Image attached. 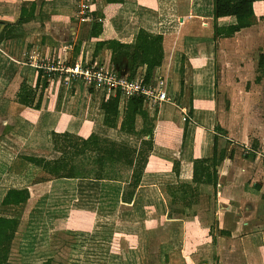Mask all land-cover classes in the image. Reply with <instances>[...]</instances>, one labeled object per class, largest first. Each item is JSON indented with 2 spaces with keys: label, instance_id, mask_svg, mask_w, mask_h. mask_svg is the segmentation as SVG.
<instances>
[{
  "label": "crops",
  "instance_id": "1",
  "mask_svg": "<svg viewBox=\"0 0 264 264\" xmlns=\"http://www.w3.org/2000/svg\"><path fill=\"white\" fill-rule=\"evenodd\" d=\"M260 3L264 4V0L254 3L255 16L257 14L255 7ZM32 4L34 5L32 16L24 15V22L17 24L21 15L20 8L25 7V12L29 13V7ZM76 8L75 0H0V33L7 29L11 35L0 42V104L3 106L12 103L14 108L21 110L9 132H5V126L6 124L12 125V122L9 123V119H5V114L0 112V122H2L0 124V153L3 150L8 152L12 150L11 166L9 160L4 162L5 175H0V216L2 217L19 219L17 215L13 216L8 213L9 210L19 205H1V200L9 189L28 188L24 184L25 164L33 165L18 157V152L22 150L25 142L33 146L36 144L45 146L47 131H67L79 135L75 133L76 129L68 128V125L78 119H84V121L90 120L91 126L86 125L87 130L83 133L84 135L80 136L86 137L93 133L120 145L133 149L139 148L140 137L119 130L121 118L117 128H110L103 124V111L99 108L103 92L97 89L89 91V86L83 81L75 80L66 85L61 77L55 75L43 91L40 108L34 109L17 101V94L23 82L28 86H35L38 62L53 59H59L65 63L91 61L95 42L88 40L80 44V34L87 23L101 20L102 1L95 0L92 4L91 11L87 15L92 16L93 20H84L82 30L73 24L77 21ZM234 22L235 18L229 16L217 20L219 26ZM111 23L118 37L126 43L133 41L135 24H140L162 35L164 55L161 65L156 69L154 82L157 77L162 79L160 81L163 84L162 89L167 92L168 96L174 94L176 98V92L170 93L167 83L170 84V73L174 70L178 56H185L183 72L184 68L186 72H201L205 68L204 64L210 60L205 59V55L198 50L195 53V49L190 48L191 44H186L187 40H207L209 43L217 42L221 45L222 42L229 41L254 26L253 24L242 29L232 37L214 39L212 0H124L123 7L111 19ZM75 37L79 40L73 43V46L69 40ZM192 45L195 46L193 43ZM77 47L78 50H76ZM167 53L170 63L167 69H164ZM100 57L102 64L111 65L110 50H102ZM180 70H182L181 67ZM124 71L127 72L126 69ZM137 72L143 75L144 66H139ZM16 77L20 78L17 93L12 100H5L2 93L12 82L16 81ZM181 81L178 98L173 100L169 96L170 101H164L174 107L172 120L159 118L158 111L161 108V102L156 105L150 102L144 103V110L148 112L150 118L154 119L156 125L154 147L148 158L158 156L171 168L165 192L160 193L161 199L158 198L161 202H155L154 207L157 209L146 207L144 216L151 215L152 219L159 218V215L164 216V221L170 225L163 223L161 227L157 224L149 227L145 223L138 228L140 235L145 232L146 239L134 243L139 247L142 244L145 249L142 260L140 259L137 263L264 264V121L261 124L262 132L254 133L250 138L251 141L248 122L247 125L239 127V135H237L233 123L223 125L219 120V109L207 108L206 104L209 100L202 99L200 96L203 92H207L206 88L209 92L213 89L215 84L210 78L200 82L191 81L188 99H184L185 82L183 78ZM262 82L264 84V80ZM230 88L233 87L230 86ZM243 92L246 94V91ZM182 96L184 98L181 99ZM228 99L230 105L225 114L233 118L238 108L232 97ZM185 102L186 105L188 104V109L192 110L191 113L188 110L190 122L186 130L184 129V115L187 107ZM73 105H75V110ZM124 105V101H120L121 113L124 111ZM240 105H243L240 106V119L243 120V112L246 116L249 113V103L242 99ZM262 106L259 112L264 117V104ZM178 114L182 116L181 119L178 118ZM23 120L27 121L29 128L21 131L18 126L26 122ZM159 125L165 126L167 132L164 131L166 132L164 133L159 129ZM216 125L226 132L220 138V147L225 149V156L216 167L217 187L214 189L211 185H200L199 196L194 197L190 204L194 208L201 201H205L212 205V209L207 215L199 208H192L189 209L192 213L188 215L187 208L190 206L187 203L188 199L181 193H177L176 201L186 205L183 207L184 214L182 218H178V215H173V213L168 215L164 193L170 197L169 191L175 190L178 182L191 183L193 159L212 157ZM139 126L140 121H138ZM111 131H115L116 138L107 136ZM12 143H14L13 146ZM42 149V147L39 148V150ZM176 160L181 163L179 178L172 172V164ZM149 162L147 160L141 182L135 189L130 204L121 201L123 204H129L130 207L135 204L139 189L144 186L145 176L148 175ZM10 167L15 170L11 171L12 175L9 174ZM0 169L3 171L2 161H0ZM93 181L104 182L106 180ZM107 182L123 185V182L119 181ZM153 185L156 184L152 183L149 186L152 188ZM123 192L124 187L120 196ZM161 218L159 220L162 222ZM174 221L176 225H171ZM136 222H148V219L142 217ZM159 227L162 232L160 239L157 233ZM153 231H155L154 236Z\"/></svg>",
  "mask_w": 264,
  "mask_h": 264
},
{
  "label": "rangeland",
  "instance_id": "2",
  "mask_svg": "<svg viewBox=\"0 0 264 264\" xmlns=\"http://www.w3.org/2000/svg\"><path fill=\"white\" fill-rule=\"evenodd\" d=\"M77 8L76 13L79 11ZM255 9L257 13L256 24L240 35L234 36L233 39L222 42L221 45L217 42L209 43L207 40H187L186 44H191L190 48H194L195 53L198 50L205 55V59L210 60L207 64H204L205 68L201 72H186V68L182 72L180 67L181 69L183 65L185 67V56H178L174 70L170 73V84L167 83L170 93L176 92L178 98L180 81L183 78L186 95L185 98L182 96L181 99H188L190 94L189 83L191 81L200 82L210 78L211 82L215 84L213 89L209 92V89L206 88L207 92L200 95L202 99L209 100L206 107L219 109V120L223 125L233 123L237 135H239V127L247 125L248 122L249 139L254 133L262 132L261 124L264 121L263 114L259 112L264 104V84L262 82L264 80V70L260 71L258 69L259 55L264 54V4H257ZM81 16L79 14L76 18L77 21H74L73 24L82 30L84 20L81 19ZM76 33L75 36H77ZM78 40L79 38L75 37L70 39L69 43L74 46L73 43H77ZM192 43L196 47H193ZM256 77H261L260 83L256 82ZM161 80L158 77L155 80L157 89H162ZM19 81L20 78L16 77V81L12 82L8 89L2 93L5 100H12L15 97ZM218 81L219 84L217 85ZM230 86L233 88H230ZM89 87V91L96 90L94 86ZM243 91H246V94ZM169 96L173 100L177 99L174 94ZM228 97L233 98L238 108L235 110L233 118H229L225 114L230 105ZM242 99L247 100L249 103V113L246 116L243 112V120L240 119V102ZM75 103L77 104L76 99ZM150 103L156 105L153 102ZM185 106H187L184 115L186 117L189 110L186 102ZM14 107L12 103L3 106L0 104V112L5 114V119H9V123L12 122V126H14L13 123L17 120L16 116L21 111ZM74 107L75 105H73L75 110ZM178 118L181 119L182 116L178 114ZM8 125L5 126V132L11 130L12 126L7 128ZM86 125L91 126L90 120L78 119V121L68 125V128L72 127L76 129L75 133L84 135L83 133L88 128H85ZM18 127L21 131L29 128L27 121ZM164 127L159 125V129L167 132ZM107 136L114 139L116 133L111 131ZM26 144L28 142L24 143L23 148ZM24 152H28V150ZM8 160L11 166V149L9 152L3 150L0 153V161L3 162V171L0 169V175H5L4 162H8ZM148 160L150 161L149 167H147L149 170L148 175L145 176L144 186L139 189L135 204L131 207L130 203L128 205L123 204L120 196L123 187V193L130 191L127 180H123V185H121L107 182L112 180L102 182L93 181L94 179L89 178L72 180L50 178L40 169L25 164L24 184L30 190V199L27 203L20 204L17 208L8 211L10 215H17L24 224L22 225L23 231L21 234L18 233L17 238L12 243L10 260L13 262H40L51 258L53 264H138L137 262L140 259L142 260L144 256L145 249L142 244L140 247L135 244L138 240L144 241L146 234L141 232L142 235H140L139 229L133 234L118 231V228L123 225L122 221L125 219L133 220L140 226L147 223L149 227H153L155 224L160 227L164 224L170 225L164 221V216L159 215V218L155 219H152L151 215L144 216L146 207L156 208L154 207L156 206L155 202H161L158 201V198L161 199V194H163L161 192H165V185L171 169L168 167L167 162L162 161L158 156L148 158ZM11 171L14 172V168H9L10 175H12ZM121 171V175L127 177L126 168ZM152 183L156 185L151 188L149 185ZM164 197L168 215L173 213V215H178V218H182L184 214L183 207L186 205L172 201L165 193ZM192 208L193 205L188 206V215L192 213V210L189 212V209ZM198 208L208 215L212 205L201 201L193 209ZM142 217L148 219V222H136L140 221ZM160 218L162 222L159 220ZM171 225H176V221L172 222ZM160 227L157 228L159 231L157 232L159 233L158 239L161 238L162 233ZM152 234L154 236L155 231ZM139 264L143 263L139 262Z\"/></svg>",
  "mask_w": 264,
  "mask_h": 264
},
{
  "label": "trees",
  "instance_id": "3",
  "mask_svg": "<svg viewBox=\"0 0 264 264\" xmlns=\"http://www.w3.org/2000/svg\"><path fill=\"white\" fill-rule=\"evenodd\" d=\"M101 1V20L87 23L80 36V44L82 41L88 40L95 42L90 63L101 66L100 52L108 49L111 52V65L118 68L119 71L126 69L130 78L135 76L139 66H144L143 83H153L156 69L161 65L164 55L162 35L156 31L148 30L140 24H135L133 26V41L131 43L121 41L112 27L111 19L123 7L124 0ZM257 1L262 0H212L214 39L232 37L236 32L255 24L257 18L253 6ZM29 9L30 12L27 13L25 7L20 8L21 15L17 24L24 22V15L32 16L34 5L32 4ZM228 16L235 18L233 24L221 26L217 24L218 18ZM9 36H11L9 31L4 29L0 33V42ZM169 61L170 57L167 53L164 69L169 66ZM258 69L264 70L263 53L259 55ZM37 71L35 86L31 87L23 82L17 94L19 103L34 109L40 108L43 91L55 76V73H47L43 69H37ZM181 71L183 72V67ZM260 80L261 77H256V82ZM119 103L120 94L118 92L114 95L106 92L101 94L99 108L103 111V124L110 128H117L121 118L119 130L141 138L138 149L108 141L93 133L84 137L67 131H47L45 146L43 144L34 146L26 144L22 150H28V152L21 151L18 157L40 169L50 178L65 180L89 178L119 182L127 180L130 191L122 193L121 201L130 203L135 189L141 182L148 156L153 150L156 125L154 119L150 118L148 112L144 110V97H130L125 104L123 113L119 110ZM191 111L190 108L189 112L191 113ZM173 112L174 107L171 104L161 102V108L158 111L161 120H172ZM189 120L190 116H186L185 130ZM138 121H140L139 127ZM10 126L12 125H8L7 128ZM215 132L212 157L192 160L191 183L178 182L177 188L168 193L172 201H176V194L181 193L188 199L187 203L190 205L193 198L199 196L200 185H211L214 189L217 187L216 167L225 156V149L220 147V138L226 132L219 125L215 126ZM40 147L44 150H39ZM123 168L127 170V177L121 175ZM180 168V161H174L172 172L177 178L180 175ZM29 199L30 190L28 188H13L7 190L1 200V205L25 204ZM22 223L21 219L0 216V264H53L51 258L40 262H13L10 260L12 243L18 233L21 234L23 231L22 225L24 224ZM122 223L123 225L118 228V231L127 234L136 233L140 226L128 220H124Z\"/></svg>",
  "mask_w": 264,
  "mask_h": 264
},
{
  "label": "built area",
  "instance_id": "4",
  "mask_svg": "<svg viewBox=\"0 0 264 264\" xmlns=\"http://www.w3.org/2000/svg\"><path fill=\"white\" fill-rule=\"evenodd\" d=\"M95 0H75L78 12L83 20H93L92 16L87 15L91 11ZM89 16V17H87ZM100 19V17H99ZM37 69H43L47 73H55L62 78L64 84L69 85L75 80L83 81L87 86H94L101 92L114 95L120 94V101L126 104L130 97L142 96L145 103L153 102L155 104L170 101L167 92L163 89H157L156 82L151 84L143 83V76L136 72L133 78H130L128 72L119 71L113 65L96 66L90 62L76 61L73 64L65 63L59 59L43 60L36 64ZM125 107V105H124Z\"/></svg>",
  "mask_w": 264,
  "mask_h": 264
}]
</instances>
